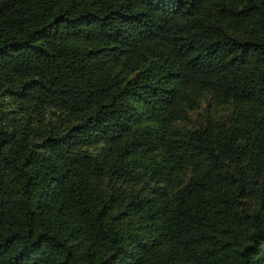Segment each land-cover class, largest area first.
Returning <instances> with one entry per match:
<instances>
[{
    "label": "trees",
    "instance_id": "1",
    "mask_svg": "<svg viewBox=\"0 0 264 264\" xmlns=\"http://www.w3.org/2000/svg\"><path fill=\"white\" fill-rule=\"evenodd\" d=\"M0 264H264V0H0Z\"/></svg>",
    "mask_w": 264,
    "mask_h": 264
}]
</instances>
